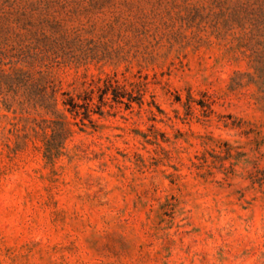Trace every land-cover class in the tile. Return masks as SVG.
<instances>
[{"label":"rangeland","instance_id":"374dc122","mask_svg":"<svg viewBox=\"0 0 264 264\" xmlns=\"http://www.w3.org/2000/svg\"><path fill=\"white\" fill-rule=\"evenodd\" d=\"M55 1L0 36V264H264V0Z\"/></svg>","mask_w":264,"mask_h":264},{"label":"trees","instance_id":"16d2710c","mask_svg":"<svg viewBox=\"0 0 264 264\" xmlns=\"http://www.w3.org/2000/svg\"><path fill=\"white\" fill-rule=\"evenodd\" d=\"M57 3L55 0H0V36L35 35L40 31L45 32L60 27L62 20L55 10ZM6 76L13 78L11 74ZM2 93L3 91L0 92ZM42 97L30 98L34 107L43 100ZM71 105L79 106L76 102H71ZM43 122H46L47 127L51 129V137L47 140L46 157L53 159L61 140L67 138L65 122L62 120H44Z\"/></svg>","mask_w":264,"mask_h":264}]
</instances>
